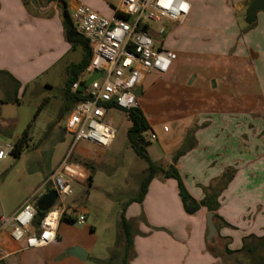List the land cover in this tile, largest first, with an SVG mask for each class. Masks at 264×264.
I'll use <instances>...</instances> for the list:
<instances>
[{
    "label": "crops",
    "instance_id": "0c3cea01",
    "mask_svg": "<svg viewBox=\"0 0 264 264\" xmlns=\"http://www.w3.org/2000/svg\"><path fill=\"white\" fill-rule=\"evenodd\" d=\"M40 1L44 8L51 6L45 14L27 8L25 0H0V88L11 85L16 94L14 99L12 96L0 99L1 104L17 105L15 100L23 90L38 85L42 77L62 64L68 80L71 68L82 60V49L73 48L66 40L58 3L47 5L46 0ZM64 1L70 14L84 4L108 17L114 15L117 4L116 0H103V4L100 0ZM187 1L191 5L189 16L181 24L166 21L165 36L173 33L174 25L187 23L188 32L205 30L209 37L200 38L196 33L189 37L188 33L179 32L180 40L186 35L197 45L200 41V45L215 49L199 52L179 49L177 60L166 74L146 76L137 88L136 94L142 88L138 106L158 143L161 129L164 134L160 137L162 143L147 155L159 166H173L197 202L204 199V189L214 187L224 174L234 172L231 182L216 199L219 204L216 212L211 213L217 229L216 242L223 248L240 251L245 239L249 245L252 237H264V13H258L254 25H249L246 11L255 0ZM74 51L81 52L77 63L68 61ZM84 78L85 72L78 82ZM169 126L174 127V135ZM182 151L186 153L174 162ZM94 155L105 159L111 155L110 148L80 143L73 157L85 175L81 181L89 184L102 167L93 170L89 163L79 159L88 160ZM10 158L1 165L0 177ZM9 167L5 165L4 171ZM43 184L27 187L12 208L1 200L0 219H11ZM138 190V186H130L123 195L132 199ZM129 200L125 204V218L133 224V246L127 264H224L208 244L210 211L202 207L195 214H187L176 180L158 175L150 183L142 203L129 204ZM77 201L80 207V200ZM88 212L85 207L69 210L71 216ZM215 215L219 218L215 219ZM71 218L75 221L74 216ZM36 220L31 233L39 227ZM62 221L55 240L62 239L59 235ZM39 249L29 250L16 243L12 226L0 223V264H47ZM224 257L228 260L225 264H236L230 256ZM115 264H123L122 259Z\"/></svg>",
    "mask_w": 264,
    "mask_h": 264
},
{
    "label": "rangeland",
    "instance_id": "374dc122",
    "mask_svg": "<svg viewBox=\"0 0 264 264\" xmlns=\"http://www.w3.org/2000/svg\"><path fill=\"white\" fill-rule=\"evenodd\" d=\"M107 8L111 11L109 6ZM107 18L111 17L107 16ZM149 25L153 30L151 36L158 41V47L161 46L159 39H163L161 47L165 51H173L177 54L179 49L193 52L215 49L211 46L200 45V41L197 45L186 35H182L184 39L180 40L179 32L188 33L189 37L194 36L195 33L200 38L209 37V32L205 30L188 32L189 24L187 23L174 25L173 33L165 37L157 36L160 27L166 25L165 21L152 22ZM187 41L190 42L186 43ZM80 60V51L72 52L68 58V61L73 63ZM61 66L64 64L42 77L38 85L32 84L21 92L17 102L19 120L16 124L6 125L0 122L1 139L9 145H14L30 126L24 154L20 156V159L10 158L5 163L10 166L7 171H4L5 165L1 169L3 175L0 177V205L2 200L7 207L12 208L27 187L37 188L43 184L58 169L69 152L73 136L65 130V123L73 102L71 97L67 98L64 95L68 80ZM147 78H151V74L147 75ZM12 89L11 85L1 87L0 99L10 96L14 99L16 94ZM109 119L116 130L115 140L110 147L111 155L105 159L100 155H94L88 160L79 159L81 162L89 163L93 168L102 167V169L97 172L92 184L87 181H75L74 195L67 204L68 210L85 207L89 211L88 215L76 213L72 215L75 219L73 223L62 221L59 234L62 239L55 240L49 246L38 250V253L46 258L47 264H115L121 262L124 246L120 241V213L130 199V195L123 194L130 186L139 187L142 180L141 171L146 170L148 164L129 146L128 130L131 123L126 113L115 110L109 115ZM169 127L172 134L174 127ZM152 132L153 130L150 129L144 132V136L147 138ZM158 135L159 143L158 140L151 142L146 139L150 143L145 144L147 145L146 154L153 152L162 143L163 139L160 138L164 135L162 129ZM77 200H80V207L76 204L79 202ZM80 216H84V224H79L76 220ZM217 239L216 236L213 244L223 247L221 243L216 242ZM208 244L211 245L209 240ZM76 247L85 251L88 258L81 261L78 258L69 257V251ZM219 258L224 264L228 263L223 255Z\"/></svg>",
    "mask_w": 264,
    "mask_h": 264
},
{
    "label": "built area",
    "instance_id": "2783aa9c",
    "mask_svg": "<svg viewBox=\"0 0 264 264\" xmlns=\"http://www.w3.org/2000/svg\"><path fill=\"white\" fill-rule=\"evenodd\" d=\"M116 1L111 18L84 4L78 5L71 14L78 33L88 42L92 52L85 78L73 84L72 92H79L80 86L96 72L101 75L79 92L84 100L76 103L67 114L65 130L73 136V142L58 169L31 194L18 213L11 219H0L1 226H12L13 240L24 244L26 249L51 244L56 239L60 222L72 217L68 200L74 195V182L85 178L83 170L73 160L78 144L88 143L109 149L116 135L109 115L115 110L127 112L138 107L136 91L145 77L153 73L166 74L177 60L175 52L162 49L163 39H159L161 46H157L158 41L151 36L153 30L149 24L162 21L183 23L191 12L187 0ZM166 31L167 27L161 26L157 36L164 37ZM146 139L153 142L157 136L152 133ZM14 151L15 144L4 143L0 136V167L14 155ZM50 190L57 193V201L45 213L36 232L31 233L39 213L37 203ZM76 220L79 224L85 223L84 216Z\"/></svg>",
    "mask_w": 264,
    "mask_h": 264
},
{
    "label": "trees",
    "instance_id": "16d2710c",
    "mask_svg": "<svg viewBox=\"0 0 264 264\" xmlns=\"http://www.w3.org/2000/svg\"><path fill=\"white\" fill-rule=\"evenodd\" d=\"M46 1H47V5L58 3V7L62 11L63 26H64L66 40L72 45L73 48L80 47L83 52V57L81 62L77 65H74L71 68L70 77L68 78L66 84V90L64 95L67 98L71 97V100L73 102L72 106L69 109V111H71V109L76 103L84 100L79 92L74 94L71 93V88L73 84L78 82L79 76L83 74L86 71V69L89 67L92 57V52L88 42L83 38L81 34L78 33L72 21V17L67 3L64 0H46ZM39 2L41 5L40 0ZM25 6H27V8L31 10H34L36 14H40L30 5L29 0H25ZM41 7L43 6L41 5ZM120 17L124 18V16L122 15ZM15 102H18V99L15 100ZM125 113L128 121L131 123V127L128 130L129 146L138 157H140L148 164L147 170L142 174V180L139 185L137 196L135 198L130 199L128 203L129 204L142 203L145 199V196L148 193L150 183L155 179V177L161 175L165 179H174L177 181L179 187V196L181 198V201L183 203L184 209L187 214L190 215L195 214L202 207L207 208L210 212H216L219 206V204L216 202V199H218L221 193L227 188L228 184L232 180L233 177L232 175L234 174V172L231 171L224 174L214 187L210 186L209 188L204 189L205 191L204 199L201 202H197L187 191L178 171L173 166L168 168L159 166L156 163H154L146 154L145 148H147V145L145 144H150V143H148V141L146 140V137L144 136V132L150 130L151 126L143 110L138 106ZM0 116H1V103H0ZM29 129L30 126L28 130L24 132L22 137L19 140H17V142L15 143L14 155L16 157H19L24 151V147L28 141ZM192 133L193 132L191 131L190 135ZM185 153L186 151H182L177 156H175L174 162L177 161L179 157H181ZM92 169L95 170V168ZM125 207H123V210L120 215V230H121L120 241L123 243L124 246V253L122 256L123 264H127L128 252L133 246V224L125 218ZM44 216L45 213H40V212L38 213V217L36 220L37 225L40 224V221ZM218 218L219 217L215 215V219ZM64 220L70 223L74 222L72 218H66ZM224 225L229 226L226 223H224ZM209 243H211V245L209 244V246L212 253L217 257L221 255L230 256L231 258H233V262H235L236 264H247L246 262H249V264L252 263L264 264V237L263 238L252 237V241L249 243V245L247 244L245 239L244 247L240 251H231L227 248V246L224 248L219 247L218 245L213 244L214 239L209 241Z\"/></svg>",
    "mask_w": 264,
    "mask_h": 264
},
{
    "label": "water",
    "instance_id": "95a60500",
    "mask_svg": "<svg viewBox=\"0 0 264 264\" xmlns=\"http://www.w3.org/2000/svg\"><path fill=\"white\" fill-rule=\"evenodd\" d=\"M30 5L38 11L40 14H45L51 6L46 8L41 7L39 0H29ZM264 13V0H255L253 1L246 11V22L249 25H252L257 20L258 13ZM146 30L143 29V32ZM101 75V72H96L91 78L85 81L79 88V92H83L86 87H88L91 83L97 80ZM142 94V88H139L136 96L140 97ZM19 120V114L17 105L14 103H7L4 102L1 104V116L0 121L8 124L13 125L16 124ZM58 195L55 191L50 190L48 191L37 203V210L40 213L48 212L56 203ZM207 228H208V236L207 239L210 241L212 240L216 233L217 229L214 223L213 213L209 212L207 215ZM69 256L78 258L81 261H84L87 254L82 249L76 247L69 251Z\"/></svg>",
    "mask_w": 264,
    "mask_h": 264
}]
</instances>
